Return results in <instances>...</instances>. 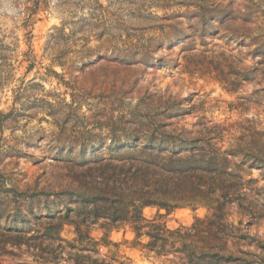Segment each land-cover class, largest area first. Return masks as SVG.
Here are the masks:
<instances>
[{"label":"rangeland","instance_id":"obj_1","mask_svg":"<svg viewBox=\"0 0 264 264\" xmlns=\"http://www.w3.org/2000/svg\"><path fill=\"white\" fill-rule=\"evenodd\" d=\"M146 113L223 153L221 186L144 206L138 233L93 223L90 250L70 223L34 247L64 209L35 192L77 188ZM0 202L29 219L1 264H264V0H0Z\"/></svg>","mask_w":264,"mask_h":264},{"label":"trees","instance_id":"obj_2","mask_svg":"<svg viewBox=\"0 0 264 264\" xmlns=\"http://www.w3.org/2000/svg\"><path fill=\"white\" fill-rule=\"evenodd\" d=\"M135 122L132 126L135 135L110 139L108 149L113 153H109V157L84 161L86 167L73 172L78 179L77 188L35 192L37 199L45 197L48 201L52 197L51 204L59 202L64 209L55 211L51 209L55 205L47 206V215L37 217L48 242L45 247L40 248L42 242L34 247L42 252L53 246L51 241L63 240L60 232L65 223H70L74 226L75 240L85 244L82 249L90 250L97 244L88 235L89 225L93 223L100 222L101 226L129 224L138 233L151 224L142 214L144 206L156 205L169 213L181 204H193L198 195L214 191L217 187L213 181L219 180L217 185L221 186V173L227 161L223 153L207 150L208 142L198 145L197 141L204 142L198 137L167 132L157 118L147 113ZM99 145L104 147L105 142L100 141ZM9 207L0 202V248L6 244L26 245L27 233L20 224L29 219L22 205ZM3 220L8 223L2 225ZM51 254L50 251L40 264L55 263L56 256Z\"/></svg>","mask_w":264,"mask_h":264}]
</instances>
